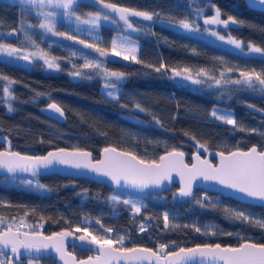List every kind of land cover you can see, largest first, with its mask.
<instances>
[{
    "label": "trees",
    "instance_id": "16d2710c",
    "mask_svg": "<svg viewBox=\"0 0 264 264\" xmlns=\"http://www.w3.org/2000/svg\"><path fill=\"white\" fill-rule=\"evenodd\" d=\"M105 2L160 13L159 18L154 17L152 22L130 18L133 28H139L140 31L126 30L120 22L102 23L99 30L101 46L110 47L111 39L120 33L128 34L139 42L137 58L141 63L110 57L114 62L106 65L109 71L125 74L118 85V99L112 100L106 96L105 91H102L100 75H95V70L83 69V59L70 57L69 48L48 47V40L59 41L61 38L49 34L46 39L37 30L32 33L33 39L50 56L58 57L61 67L48 71L39 62H34L25 68L18 62L0 58V61L14 64L10 67L0 63V75H6L15 82H0V135L8 139L10 149L27 154H43L57 147H80L98 157L103 147L113 145L142 158L153 159L158 158L166 148L170 150L176 147L184 151L189 159V155L196 151L197 142L206 144L208 149L222 151L244 149L252 145L264 148V93L259 90H236L231 85L228 86L232 89L230 92L227 88H198L173 80L171 72L173 68L191 67L197 70L204 67L218 75L220 70L233 67L237 71L230 75L238 78L239 70L264 69V59L244 55L184 30L170 28L167 24L185 18L192 20L200 12L202 15L198 22L203 25V18L214 16L216 8H219L222 20L232 16L238 22L234 25L230 23L227 28L223 24L216 26L219 32L240 40L243 46L254 43L264 48V9L249 7L247 0ZM97 10L98 7L92 5L91 0H84L76 9V15ZM21 18L18 1L0 0V43L21 46L22 35L20 39L7 36V33L20 27ZM23 18L26 24L38 23L35 16L27 12ZM64 43L72 45L74 42ZM77 47L83 48L82 45ZM30 49L33 48L26 47V50ZM161 63L167 66V71L158 73L154 67H147L149 64L159 66ZM77 69L93 72V75L87 78L70 74ZM4 87L9 88L13 99L7 98ZM53 101L62 107L63 120L50 118L40 111L42 106ZM9 104L11 112L8 111ZM137 104L145 111L141 112ZM215 106L231 110L237 121L236 126L224 124L212 117L211 111ZM3 148L0 143V149ZM5 176H0V220L3 222L5 219L20 218L30 224H42L40 230L50 233L84 226L83 218H97L104 228L115 230L114 236H127L126 246L129 247L146 245L155 249L159 243L172 241L178 246L196 243L237 245L247 239L264 243V228L228 218L223 206L230 205L243 210L254 219H264V207L215 192L207 191L212 200L221 203L213 207L205 202L206 206L200 207L195 199L173 197L177 187L174 184L170 190L161 193L149 192L151 196L146 197L147 202L141 212L131 215L129 206L109 201L110 194L117 189L88 178L46 174L35 178L45 185L46 190H39L10 182L11 178L3 181ZM22 176L26 175H18ZM202 192L196 189L195 198L198 199ZM164 211L180 216L178 227L164 228ZM206 223L215 225V235L207 237L193 230L195 224ZM139 224H145L147 231L137 232ZM92 226L88 225L97 234ZM74 252L79 257L85 255L87 250L76 248Z\"/></svg>",
    "mask_w": 264,
    "mask_h": 264
},
{
    "label": "snow or ice",
    "instance_id": "6c2138e0",
    "mask_svg": "<svg viewBox=\"0 0 264 264\" xmlns=\"http://www.w3.org/2000/svg\"><path fill=\"white\" fill-rule=\"evenodd\" d=\"M82 2L84 0H18L22 13L20 27L7 33V36L20 39L22 35L23 40H21L20 47H13L10 43H0V55L6 56L13 62L24 61L31 64L42 61L47 69L59 70L61 67L58 62L59 58L50 57V53L33 39L32 33L38 30L39 34L46 39L49 34L51 37H59L61 38L59 41L48 40V47L69 48L70 57L83 59L84 62L81 66L83 69L95 70V75L103 76L106 81V96L117 100L120 95L118 85L125 74L107 69L106 65L109 62H114L110 60V57H120L124 61L135 63H141V61L136 55L137 45L132 40L114 37L111 39L110 48L101 46L99 30L103 26L102 22L103 24L123 22L126 29L140 31L139 28H133L130 18H142V21L152 22L154 17L159 18L160 13L154 14L150 11L121 7L116 3H106L105 0H91V4L97 6L98 10L94 13H87V18L82 19L81 16L76 15V9ZM247 3L251 8L264 9V0H247ZM25 12L34 15L38 23L35 25L26 24L23 18ZM201 15L202 13L197 12L194 19H180L175 24L169 21L168 27H178L186 32L199 34L201 27L198 20ZM58 16L64 18L65 24L74 25V27L67 31H58ZM230 23L234 25L238 22L232 16L222 20L221 10L216 8L214 16L203 18L204 32L221 42L234 46L244 55L259 56L264 59V48L249 43L245 49L240 40L231 35L226 39L217 30H210L208 27L223 24L227 28ZM64 41L74 43L69 45ZM81 45L82 49L77 47ZM28 46L35 50L26 52L25 49ZM0 63L6 62L0 61ZM6 66L11 67L14 64L6 63ZM73 67L75 68V65ZM147 67H154L158 73L168 70L164 63L159 66L149 64ZM234 71L237 69L227 67L216 75L204 67L197 70L191 67L171 69L173 80L179 79L198 86V88H227L230 92L232 89L228 86L231 85L236 90H259L264 93V69L260 71L255 68L239 70L238 78L230 75ZM70 74L74 77L91 78L93 72H83L77 69ZM2 81H8L9 84L15 83L6 75H0V82ZM3 92L9 100L13 99L8 87H4ZM37 95L41 94L37 93ZM136 107L141 112L145 111L139 104ZM47 109L51 110L54 116L58 114L60 118L64 117V111L55 102L49 103ZM8 111H12L11 104L8 106ZM211 116L227 125L236 126L237 124L231 112H222L220 109L213 108ZM156 122L159 123V120ZM201 149L204 152L208 151L206 144L197 142L191 164L185 160L186 153L176 147H172L170 150L166 148L164 154L153 159H145L132 151H121L112 146L104 147L99 159H94L91 151L80 147L71 149L57 147L41 155H26L18 151L3 150L0 151V170L7 174L5 179L11 178L15 181L19 178L21 185L39 190H46L45 185L39 183L35 178L59 167L88 172L107 179L116 188L124 187L141 192L149 188L160 189L165 183H173L175 176L179 178L180 186L174 196L195 199V203L200 207H205V202L215 207L221 201L212 200L207 191L202 192L198 199L195 198L194 185L197 181L214 183L229 192L241 194L250 200L260 201L262 202L261 206H264V150H258L256 146H252L247 151H219L215 153V156L219 157V162L214 164L209 158L202 157ZM19 173H25L30 178L18 177ZM109 199L117 204L122 203L125 206H130L133 214L140 213L143 206L142 201L135 200L131 196L122 197L119 194H113ZM223 211L230 219L264 228V219H254L250 213L243 210L225 205ZM163 222L164 228L168 229L170 227L168 212L163 214ZM95 223L100 224V221L96 220ZM100 226L103 229V234H92L88 226H76L71 230L44 235L37 230L38 226L26 225L23 220L15 228L12 224L5 225L0 220V264H20V259L25 253L31 255L49 248L55 251L64 264H69V261L71 264H145V262L147 264H264V243L245 240L237 246L203 243L187 247L178 246L175 241H172L171 243H159L154 250L145 246H126L124 235L109 236L108 234L115 230L104 228L102 224ZM187 226L185 225V227ZM171 227L175 228L178 225L173 224ZM22 228H28V231H21ZM193 230L206 236L216 234L210 228L202 231L200 227L193 226ZM138 231L142 233L147 229L141 224ZM77 232L82 234L75 236ZM227 235H231V233H227ZM69 237H74V240L79 242L78 244L74 243V247L82 244L95 246V254L89 255L85 259H77L66 250V242ZM29 264H34V261L30 260Z\"/></svg>",
    "mask_w": 264,
    "mask_h": 264
},
{
    "label": "water",
    "instance_id": "95a60500",
    "mask_svg": "<svg viewBox=\"0 0 264 264\" xmlns=\"http://www.w3.org/2000/svg\"><path fill=\"white\" fill-rule=\"evenodd\" d=\"M259 8V7H258ZM262 9V8H260ZM18 63L25 67V68H29L31 66V64L27 63V62H24V61H18ZM54 102V101H53ZM51 102V103H53ZM57 103V102H55ZM58 104V103H57ZM47 105H44L40 108V111L47 115L48 117L50 118H53V119H56V120H63L64 117L60 118L57 115H53V113L51 112V110H48L47 109ZM59 105V104H58ZM60 106V105H59ZM61 107V106H60ZM62 108V107H61ZM63 110V109H62ZM108 146H112V147H115L113 145H107L105 147H108ZM252 146H256L258 148V150H264L263 149H260L257 145H252ZM252 146L248 147V148H233L229 151H236V150H241V151H247L249 148H251ZM64 148H68V149H71L73 147H66V146H63ZM104 148V147H103ZM102 148V149H103ZM117 148V147H116ZM54 148L52 149H49V150H53ZM102 149L99 151V154H98V157H95L94 153L92 152L93 154V158L94 159H99L100 158V155H101V151ZM118 150H121V151H127V150H124V149H120V148H117ZM3 150H12V151H18V150H15V149H6V148H3V149H0V151H3ZM47 150V151H49ZM85 150H88V149H85ZM44 152L43 154H46L47 153ZM90 151V150H88ZM219 151H222V150H219V149H215V148H209L207 152H201L202 154V157H206V158H209L211 160L212 163L216 164L219 162V157L215 156V153L219 152ZM20 152V151H18ZM165 152V151H164ZM164 152H162L160 155L164 154ZM196 151L192 152L190 155H189V159H187V154L185 156V160L186 162H188L189 164H191L193 161H192V156L193 154L195 153ZM225 152H228V151H225ZM21 154H26V155H41V154H27V153H23V152H20ZM214 160H213V159ZM46 174H60V175H64V176H69V177H81V178H88V179H91L95 182H98V183H104L106 184L108 187L110 188H113V189H128V188H124V187H120V188H116L114 185H112L107 179L103 178V177H98V176H95L91 173H88V172H84V171H75L73 169H70V168H63V167H59V168H56V169H53V170H49L45 173H43L42 175H46ZM3 175H7L3 170H0V176H3ZM18 175H26L28 176L27 174L25 173H19ZM40 175V176H42ZM176 185V192L178 191V188H179V178L178 177H175L174 176V182L173 183H165V185L160 188V189H156V188H149L145 191H142L143 193L145 192H158V193H161V192H164V191H167V190H170L173 185ZM196 189H201L203 191H209V192H215L217 194H220L222 196H226V197H230L232 199H235L237 201H241V202H247V203H250V204H256V205H261L262 202L260 201H256V200H250V199H247L245 198L243 195L241 194H238V193H232V192H229L228 190L226 189H223L222 187H220L219 185H216L214 183H206L204 181H197L196 184L194 185V194H195V190ZM128 190H132V191H135V192H141V191H137V190H133V189H128ZM264 207V206H263ZM15 228V227H14ZM62 230H71L70 228H65V229H62ZM62 230H59V231H62ZM21 231H28L27 229H21ZM40 232H42L44 235H51L52 233L54 232H59V231H54V232H50V233H47V232H44L42 230H38ZM82 233L80 232H77L75 233V236H79L81 235ZM248 241H251V242H254V243H259V242H255V241H252V240H249L247 239ZM245 240L241 241V242H244ZM240 242V243H241ZM74 243L78 244L79 242H76L74 240V237H69L67 238V242H66V250L67 252L71 253L73 256H75L77 259H85L87 258L89 255H94L95 254V246H90V245H87V244H82V245H79L77 246L78 248H82V249H86V250H89L91 249V254L89 255H86V256H83V257H78L76 255L75 252L71 251L68 247L69 245H73ZM196 244H203V243H196ZM214 244V243H213ZM195 244H192V245H188L187 247H191V246H194ZM222 246H229V244H221ZM238 245V244H237ZM237 245H230V246H237ZM138 246H145V247H150V246H146V245H138ZM131 247V246H130ZM153 248V247H151ZM154 249V248H153ZM155 250V249H154ZM41 255L43 256H51L53 259H55L56 261V264H64V261H62L59 256L55 253L54 250H52L51 248H49L48 250L46 251H42L40 253H32L31 255L25 253L21 258H24V257H32V258H38L40 257ZM20 263H21V259H20ZM69 264H71V262L69 261ZM145 264H147V262H145Z\"/></svg>",
    "mask_w": 264,
    "mask_h": 264
},
{
    "label": "rangeland",
    "instance_id": "374dc122",
    "mask_svg": "<svg viewBox=\"0 0 264 264\" xmlns=\"http://www.w3.org/2000/svg\"><path fill=\"white\" fill-rule=\"evenodd\" d=\"M9 1H18V0H9ZM119 6V5H118ZM121 7H125V6H121ZM128 8H130V7H128ZM132 9H134V8H132ZM135 10H137V9H135ZM138 11H141V10H138ZM86 14L87 13H85V14H83V15H79V16H81V18L82 19H85V18H87L86 17ZM118 19V18H117ZM58 21H59V23H58V28H60V30H58V31H67V30H69L70 28H73L74 27V25H67V24H65L64 23V18L63 17H61V16H58ZM103 23V22H102ZM122 25H123V22H120ZM169 22H167V24H168ZM172 23H178V22H172ZM199 23V22H198ZM108 24H112L111 22H109ZM200 24V23H199ZM60 26V27H59ZM216 26H218V25H210V26H208L209 27V29L210 30H217L218 31V29L216 28ZM83 27H87V26H83ZM123 27H124V25H123ZM200 27H201V31H200V33L199 34H197V33H191V34H193V35H196V36H199V37H202V38H204V39H207V40H209V41H211V42H213V43H216V44H219V45H222V46H224V47H226V48H229V49H232V50H235V51H237V52H239V53H241L239 50H237V49H235V47L234 46H230V45H228V44H226L225 42H221V41H219V40H217V38H215V37H212V36H210L208 33H206V32H204V25H201L200 24ZM125 28V27H124ZM174 28H177V29H180V28H178V27H174ZM126 29V28H125ZM126 30H131V29H126ZM180 30H182V29H180ZM219 32V31H218ZM189 33V32H188ZM71 34V33H70ZM219 34H221V35H224L225 37H226V39H227V35H225V34H223V33H221V32H219ZM114 37H124V38H126V39H129V40H132L136 45H137V51H136V55H137V53H138V50H139V42L137 41V40H135L134 38H132L130 35H128V34H118V35H115ZM113 37V38H114ZM81 38H83V37H81ZM99 38H100V33H99ZM249 44V43H248ZM248 44H246V46H244L245 47V49L247 48V45ZM252 45H254V46H257L256 44H254V43H251ZM259 47V46H258ZM110 48V47H109ZM35 49H30V50H26L25 49V51L26 52H31V51H34ZM51 57V56H50ZM0 58H4V59H7V60H10L9 58H7L6 56H4V55H0ZM114 58H120V57H114ZM15 62H18V61H15ZM37 62H39L40 64H42L46 69H47V67H46V65H44L43 64V62L42 61H37ZM84 62V61H83ZM83 64V63H82ZM48 71H54V70H50V69H47ZM100 78H101V80H102V82H103V85H102V91H105V83H106V81H105V79L103 78V76H100ZM113 79H115V78H113ZM176 81H178V82H181V83H187V82H184V81H182V80H179V79H176ZM214 108H217V109H220L222 112L223 111H227V112H231L232 113V111L231 110H229V109H222V108H219L218 106H215ZM0 143H2V145L6 148V149H10V143H9V141H8V139L4 136V135H0ZM22 178H30V177H28V176H22ZM3 181L4 180H6L5 178H3L2 179ZM9 181L10 182H14V183H17L18 185H21L20 184V182H19V178L18 179H16L15 181H13V180H11V179H9ZM21 186H25V185H21ZM25 187H28V186H25ZM176 193V192H175ZM113 194H119V195H121L122 197H127V196H131L133 199H135V200H139V201H142V204H143V206H142V208L146 205V197H149V196H151V195H149V192H145V193H143V192H135V191H132V190H128V189H117V191H115V192H113L112 194H110V196L111 195H113ZM109 196V197H110ZM173 197H175L174 195H173ZM109 201L110 202H112L110 199H109ZM112 203H115V202H112ZM130 207V206H129ZM141 208V209H142ZM130 209V208H129ZM165 212H168V211H164L163 213H162V217H163V214L165 213ZM129 213L131 214V215H136V214H133L132 213V211H131V209L129 210ZM169 213V223H170V227H171V225H173V224H175V225H177L178 224V218H180V216L179 215H177V214H175V213H172V212H168ZM21 220H23L24 221V223L26 224V225H34V226H38L37 227V229H41L42 228V224H30V223H28L27 221H25L24 219H20V218H13V219H5L4 220V222L3 223H5V224H12L13 225V227H16V225H18L19 224V222L21 221ZM96 220H98L97 218L96 219H88V218H83L82 219V223L84 224V226H88V225H90V224H93V226H92V228L93 229H96L97 230V233H100V234H103V229L101 228V226H100V224H96L95 222H96ZM196 226H198V227H200L201 229H202V231L203 230H205V229H211L212 231H216V227H215V225H212V224H204V225H200V224H195ZM78 226H81V225H78ZM141 226V224H139L138 225V229H139V227ZM143 226L145 227V224H143ZM74 227H76V226H74ZM81 227H83V226H81ZM146 228V227H145ZM22 229H28V228H22ZM138 229H137V232H139L138 231ZM89 231L92 233V234H94L93 232H92V230L90 229V227H89ZM109 236H112V237H115L114 235H113V233H109L108 234ZM125 236V235H124ZM208 236H211V235H207V237ZM126 237V239H128L127 238V236H125ZM29 260H27L26 261V263L27 264H29Z\"/></svg>",
    "mask_w": 264,
    "mask_h": 264
},
{
    "label": "flooded vegetation",
    "instance_id": "af4514ba",
    "mask_svg": "<svg viewBox=\"0 0 264 264\" xmlns=\"http://www.w3.org/2000/svg\"><path fill=\"white\" fill-rule=\"evenodd\" d=\"M28 230V229H27ZM71 251H73L74 252V250L76 249V248H78L77 246L76 247H74L73 245H69V247H68ZM82 249V248H81ZM89 254H91V251L90 250H87V253L85 254V255H83V256H86V255H89ZM83 256H79V257H83ZM51 259L53 260V261H51ZM27 260H33L34 261V264H35V262H38V264H50V262H54V264H56V261H55V259H53L51 256H43V255H41L40 257H38V258H32V257H24V258H21V263L20 264H27L26 263V261Z\"/></svg>",
    "mask_w": 264,
    "mask_h": 264
}]
</instances>
